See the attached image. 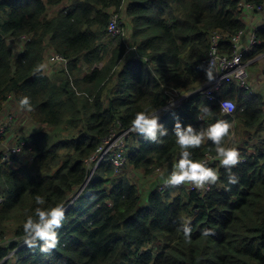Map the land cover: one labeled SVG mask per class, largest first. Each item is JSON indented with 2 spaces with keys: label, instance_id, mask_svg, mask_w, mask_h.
<instances>
[{
  "label": "trees",
  "instance_id": "16d2710c",
  "mask_svg": "<svg viewBox=\"0 0 264 264\" xmlns=\"http://www.w3.org/2000/svg\"><path fill=\"white\" fill-rule=\"evenodd\" d=\"M243 2L264 5V0H0V113L12 97L41 127L28 137L32 163L19 157L4 163L0 147V264H264V91L225 85L213 101L195 93L210 82L207 70L215 75L207 58L212 34L224 37L220 47L230 53L232 38L246 31ZM113 16L117 35L109 32ZM255 33L261 44L244 61L264 54V26ZM10 44L19 46L17 55ZM50 54L66 63L49 69ZM257 68L254 62L250 69ZM167 90L186 98L160 116L169 131L163 142L132 132L123 168L107 156L91 175L88 162L105 140L132 130L137 112L163 108ZM24 96L30 111L19 105ZM219 100L235 103L232 116L221 113ZM204 106L212 113L198 120ZM177 119L197 130L217 120L231 125L225 146L242 157L232 169L237 184H228L221 167L220 182L206 194L185 187L159 192L162 175L179 159ZM207 154L216 155L211 141L194 150L197 159ZM38 195L45 201L41 207L66 208L57 246L48 252L40 250L43 241L34 247L25 243L23 224L38 206ZM182 218L191 219L190 242L178 231ZM203 229L212 234L202 236Z\"/></svg>",
  "mask_w": 264,
  "mask_h": 264
},
{
  "label": "clouds",
  "instance_id": "9594fccd",
  "mask_svg": "<svg viewBox=\"0 0 264 264\" xmlns=\"http://www.w3.org/2000/svg\"><path fill=\"white\" fill-rule=\"evenodd\" d=\"M40 65L37 71L42 69ZM209 81L215 79L212 71L207 70ZM22 109L31 110L32 105L30 98L24 96L19 100ZM212 110L206 106L202 111L197 113V119L203 120L206 115H211ZM158 111L151 114L144 111L137 112L135 118L131 121L132 131L139 133L144 139L153 143H162L163 137L169 135L168 129L161 124ZM231 125L227 121L217 120L216 123L209 125L207 128L197 130L192 125L184 126L177 119L174 125L175 143L179 146V159H173L171 171L167 175H162L163 182L166 186L191 185L196 189H206L209 186L216 185L220 182L219 168L223 167L228 172L227 182L230 185L237 184L239 178L232 171L242 157L235 147L225 146V138L230 137ZM212 142L215 148L214 159L219 161L216 168L208 166L207 162L197 159L194 156V150ZM222 183V182H221ZM37 207L33 209V214L28 216L23 224L25 233V243L30 247L36 246L38 241L42 252H48L55 248L58 243L59 232L66 219V208L63 204L55 206L41 207L45 201L39 195L35 199ZM178 231H182L184 238L191 241L192 226L190 218H182V223ZM210 229H203L202 236H210Z\"/></svg>",
  "mask_w": 264,
  "mask_h": 264
},
{
  "label": "built area",
  "instance_id": "2783aa9c",
  "mask_svg": "<svg viewBox=\"0 0 264 264\" xmlns=\"http://www.w3.org/2000/svg\"><path fill=\"white\" fill-rule=\"evenodd\" d=\"M240 10L246 11L247 15L256 14L257 16L264 17V6L262 5H252L246 2H243L239 5ZM260 28V27H259ZM109 32L113 35L119 34V26L117 21V16H113L109 25ZM244 34L240 33L231 40L233 54L228 55V53L223 52L220 47V42L224 39L218 33H213L211 37V49L208 53V63L215 71V79L210 81L204 87L199 89L201 95L205 96L208 100L213 101L217 96L221 94V90L225 85L237 84L245 91L251 90L250 85V68L254 62L262 60L264 62V54L257 56L256 58L244 61L245 53L254 49L255 46L259 45L260 42L257 41L254 34H250L247 37V43L243 46L242 39ZM49 60L55 65H64L66 61L63 57L52 55ZM168 95L167 104L157 110L159 116H165L170 110L179 108L182 101L186 98L182 96L178 91H166ZM220 110L223 115L232 116L235 112V104L231 100H219ZM19 109L18 104L11 97V100L8 101L4 109L0 113V140L3 139L4 144L6 143L4 133L7 128L10 126L11 121L13 120V115L16 110ZM20 110V109H19ZM21 112V111H20ZM130 131H126L117 135H113L104 142V145L99 149V155H95L90 159L88 164L96 162L98 166L104 157L110 156L111 161L117 169H121L126 161L125 151L126 145L125 142L130 136ZM30 134H23L16 141L15 145L8 146L6 145L3 150V162L12 164L13 157H21L24 155L31 156V149L26 148L28 137ZM3 144V143H2ZM3 144V145H4ZM114 153V155H111ZM215 156L207 154L204 161L208 165L215 164L218 160L214 159ZM33 162V157H30L29 163ZM183 185L179 186H166L164 183L160 184L158 187L159 192H164L169 188H183ZM189 190L196 191L197 193L203 195L209 191V187L206 189H196L191 187Z\"/></svg>",
  "mask_w": 264,
  "mask_h": 264
},
{
  "label": "rangeland",
  "instance_id": "374dc122",
  "mask_svg": "<svg viewBox=\"0 0 264 264\" xmlns=\"http://www.w3.org/2000/svg\"><path fill=\"white\" fill-rule=\"evenodd\" d=\"M52 12L53 11H49V15H51ZM10 47L13 50V53L15 55H17L20 52V48L17 44H10ZM51 56L52 54L48 55L46 66L49 67V69L51 70L57 69L58 65H55L49 60ZM257 65H258L257 69L255 70L250 69V75H251L250 82H251V86L253 89L257 90V89L262 88V91H263L264 90V77L262 76L261 71L264 68V62L262 60L257 61ZM22 112L23 111L21 109L20 110L18 109L14 112L13 120L11 121L10 126L7 128V130L3 134L5 137L6 143L4 144V141L2 140L1 146H0L2 150L5 149L6 145L8 146L15 145L16 141L21 137V135L26 134V133L31 134L32 131H37L38 129L41 128L39 125H36L31 121V118L26 112H23V113ZM131 132H134V131H131ZM111 155H114V153H112ZM30 157L32 158V156L24 155L21 157L20 162H23L24 164H29ZM95 163L96 162H93V163L90 162L89 164L92 167L91 174L94 172V169L96 168ZM183 186L186 189H190L192 187L191 185H187V186L183 185ZM13 254L11 256H13Z\"/></svg>",
  "mask_w": 264,
  "mask_h": 264
},
{
  "label": "crops",
  "instance_id": "0c3cea01",
  "mask_svg": "<svg viewBox=\"0 0 264 264\" xmlns=\"http://www.w3.org/2000/svg\"><path fill=\"white\" fill-rule=\"evenodd\" d=\"M242 17H243L245 24L247 25V29L245 31V34H244L243 40H242V43L244 46L247 43L248 35L252 34V31L254 29H258L259 27L261 28L264 26V19L261 16H257L255 13L252 15H245V16H243V14H242ZM260 90H262V88H260Z\"/></svg>",
  "mask_w": 264,
  "mask_h": 264
},
{
  "label": "bare ground",
  "instance_id": "6f19581e",
  "mask_svg": "<svg viewBox=\"0 0 264 264\" xmlns=\"http://www.w3.org/2000/svg\"><path fill=\"white\" fill-rule=\"evenodd\" d=\"M262 6H264V5H262ZM245 15H247V14H246V11L243 10V16H245ZM262 18L264 19V17H262ZM256 30H257V29H254V30L252 31V34H254L255 37H256V33H255ZM214 33H217V32H214ZM240 33L245 34V32H240ZM240 33H239V34H240ZM218 34H219V33H218ZM239 34H237V35H239ZM212 35H213V34H212ZM219 35H220V34H219ZM237 35H236V36H237ZM211 37H212V36H211ZM234 37H235V36H234ZM256 39H257V38H256ZM210 40H211V39H210ZM242 40H243V39H242ZM257 41H259V40H257ZM260 44H261V42H260ZM232 54H233V50H232V52L228 53L229 56L232 55ZM55 56H60V55H55ZM60 57H61V56H60ZM207 84H208V83H207ZM205 85H206V84H205ZM205 85H204V86H205ZM204 86H202V87H204ZM238 86H239V85H238ZM202 87H201V88H202ZM239 87H240V86H239ZM201 88H200V89H201ZM241 89H242V88H241ZM198 91H199V90H197L195 93H200V92H198ZM179 93L181 94V92H179ZM195 93H194V94H195ZM191 94H193V93H191ZM181 95H182V94H181ZM189 95H190V94H189ZM182 96H185V95H182ZM185 97H186V96H185ZM10 99H11V97L9 98V100H10ZM9 100H8V101H9ZM233 103H234V102H233ZM234 104H235V103H234ZM106 140H108V138H107ZM106 140H105V141H106ZM93 173H94V172H93ZM93 173H92L91 175H93ZM0 200H1V199H0Z\"/></svg>",
  "mask_w": 264,
  "mask_h": 264
}]
</instances>
